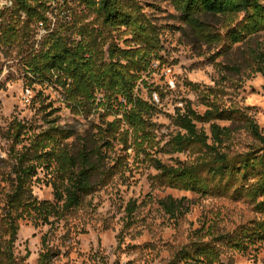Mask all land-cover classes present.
<instances>
[{"label":"rangeland","instance_id":"rangeland-1","mask_svg":"<svg viewBox=\"0 0 264 264\" xmlns=\"http://www.w3.org/2000/svg\"><path fill=\"white\" fill-rule=\"evenodd\" d=\"M123 1L129 11L140 14L154 39L148 46L149 64L135 88V94L152 105L145 115L151 140L139 145L142 139L136 140L124 121L115 134L107 135L108 123L122 119L125 107L117 105L112 110L102 105L90 113L75 114L63 101L61 89L31 83L16 58L17 48L9 50L10 58L8 50L1 48L0 239L8 238L2 234L1 219L16 175L14 167L18 155L29 150L27 163L37 167L30 181L31 197L58 210L48 220L36 219L33 213L19 220L13 242L16 264H264V242L242 251L227 240L241 226L264 220L251 202L236 195L237 184L220 188L210 182L204 192L184 190L168 185L155 166V159L177 165L192 163L198 155L192 148L172 152L168 144L180 130L175 118L187 105L200 113L212 101L243 109L264 134V30L233 42L227 32L236 23L206 16L204 20L223 36L209 45L196 40L170 0ZM93 19L94 13L89 17ZM46 32L39 25L36 40ZM105 33L109 40L105 61L111 43L121 48L146 44L132 40L126 28ZM216 122L234 128L228 142L232 154L258 144L239 124ZM198 127L211 133L210 123ZM63 132L71 135L65 137ZM48 134L54 140L47 139L39 147ZM55 147L73 156L87 152L94 159L95 153H101V166L91 177L90 190L68 210L56 195V186L66 184L59 163L32 156L36 149L41 155ZM169 196L183 200L174 215L162 204ZM205 247L217 251L212 263L193 257L195 249Z\"/></svg>","mask_w":264,"mask_h":264},{"label":"trees","instance_id":"trees-1","mask_svg":"<svg viewBox=\"0 0 264 264\" xmlns=\"http://www.w3.org/2000/svg\"><path fill=\"white\" fill-rule=\"evenodd\" d=\"M10 1L11 6L0 9V51L7 49L10 58L9 50L17 48L16 58L31 83H48L61 89L63 101L75 114L90 113L102 105L112 110L117 105L118 108L125 107L122 119L108 123L106 134H115L118 125L124 121L133 130L135 139H142L138 141L139 145L151 140L145 115L152 105L135 94L140 74L149 64L148 46L154 41L140 14L129 11L123 0ZM170 1L196 40L205 44L223 39L222 34L204 20L206 16H222L229 24L236 23L227 32L233 42L264 30V0ZM92 13L95 19L89 20ZM241 15L243 18L239 19ZM39 25L45 26L47 32L38 42L35 32ZM122 28L133 34L132 40L147 45L121 48L111 43L105 61L104 48L109 41L105 31L114 34ZM100 93L102 97H99ZM219 120L239 124L258 144L246 152L232 154L228 142L234 128L220 125L216 122ZM175 123L180 130L168 143L171 151L184 152L192 148L198 155L192 163L178 162L177 165L155 159L160 177L172 187L197 192L207 191L210 182H216L220 188L237 184L236 195L244 197L264 215V134L257 122L243 109L225 108L212 101L204 113L187 105L184 112H178ZM199 123H210L211 133L199 128ZM100 133L103 135V130ZM63 134L65 137L71 135L69 132ZM54 135L48 134L49 137L42 139L38 146H44L47 139L54 140ZM31 152L18 155L14 167L16 175L1 219L5 225L2 234L8 238L0 239V264H16L13 242L18 222L24 214L33 213L36 219L48 220L58 210L53 204L31 197L30 181L37 168L27 163V155L30 157ZM33 152L32 156L59 163L66 181L64 187L56 186L57 198L64 201L62 208L68 210L78 205L91 188V177L99 171L100 151L95 153L96 159L87 152L73 156L68 150L56 147L41 155H37L38 149ZM78 166H81L80 170H77ZM162 204L174 215L182 208L183 200L169 196ZM227 240L232 247L242 251L263 243L264 220L241 226L238 234ZM216 252L211 247L197 248L193 257L212 263L218 258Z\"/></svg>","mask_w":264,"mask_h":264},{"label":"built area","instance_id":"built-area-1","mask_svg":"<svg viewBox=\"0 0 264 264\" xmlns=\"http://www.w3.org/2000/svg\"><path fill=\"white\" fill-rule=\"evenodd\" d=\"M4 3L0 2V9L3 8L4 6H11L12 2L10 0L3 1Z\"/></svg>","mask_w":264,"mask_h":264}]
</instances>
